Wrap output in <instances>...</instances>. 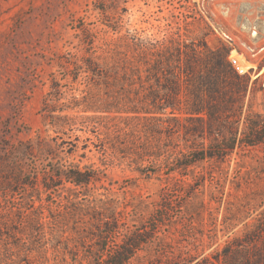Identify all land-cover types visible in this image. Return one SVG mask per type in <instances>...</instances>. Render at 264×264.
<instances>
[{
    "label": "rangeland",
    "instance_id": "1",
    "mask_svg": "<svg viewBox=\"0 0 264 264\" xmlns=\"http://www.w3.org/2000/svg\"><path fill=\"white\" fill-rule=\"evenodd\" d=\"M128 32L228 51L250 77L244 117L264 113V0H0V264H92L124 229L150 226L162 209L160 238L131 264L156 263L160 252L211 255L264 212V145L238 147L183 175L97 141L81 125L94 113L67 108L85 84L83 73L75 82L66 76V58L80 59L89 46L99 53ZM56 79L61 93L50 96ZM48 98L55 114L77 116L71 130L45 118ZM167 143L187 150L181 133ZM76 168L97 170L98 179L75 187L58 178ZM106 224L121 228L107 239Z\"/></svg>",
    "mask_w": 264,
    "mask_h": 264
},
{
    "label": "trees",
    "instance_id": "2",
    "mask_svg": "<svg viewBox=\"0 0 264 264\" xmlns=\"http://www.w3.org/2000/svg\"><path fill=\"white\" fill-rule=\"evenodd\" d=\"M100 50L97 53L89 46L86 55L80 59L70 56L63 65L73 82L84 74L83 94L73 95L67 108L94 113L85 115L81 125L90 128L97 141H116L111 147L140 160L161 159L171 172L183 175L204 161L224 160L238 147L264 145V113L251 110L244 117L250 77L236 69L228 51L209 49L205 43L181 37L169 44L152 43L130 32ZM51 88L50 96L61 93L58 79ZM50 99L42 108L45 118L54 126L71 130L77 116L55 114ZM243 117L245 125L240 129ZM116 119L119 122H112ZM180 133L186 151L180 143L170 148L168 143L162 145ZM58 178L84 187L98 179V171L63 169ZM165 224L162 209L152 217L150 226L124 229L121 242L110 249L104 247L92 264H131L160 238ZM119 228L118 224L113 229L106 224L104 238H112ZM151 264H264V212L252 229L221 251L179 257L160 252L158 262Z\"/></svg>",
    "mask_w": 264,
    "mask_h": 264
},
{
    "label": "bare ground",
    "instance_id": "3",
    "mask_svg": "<svg viewBox=\"0 0 264 264\" xmlns=\"http://www.w3.org/2000/svg\"><path fill=\"white\" fill-rule=\"evenodd\" d=\"M236 61L240 68H248L249 64L241 56H236Z\"/></svg>",
    "mask_w": 264,
    "mask_h": 264
}]
</instances>
